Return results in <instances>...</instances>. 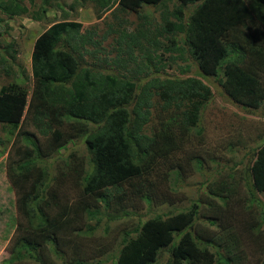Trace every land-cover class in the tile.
Listing matches in <instances>:
<instances>
[{
  "label": "trees",
  "instance_id": "obj_1",
  "mask_svg": "<svg viewBox=\"0 0 264 264\" xmlns=\"http://www.w3.org/2000/svg\"><path fill=\"white\" fill-rule=\"evenodd\" d=\"M24 1L0 0V13L25 16ZM42 1L45 14L57 0ZM76 1L93 4L99 18L111 12L105 32L65 14L35 41L33 90L12 83L0 91V125L9 128L0 155L11 154L7 194L16 207L11 257L1 264H54L51 253L91 264L114 250L98 245L103 221L109 233L132 216L138 224L118 231L117 264H159L166 253L165 264H264V141L244 177L205 181L207 192L187 210L138 214L183 201L189 168L158 158L193 133L205 141L200 112L213 99L206 82L264 123V0ZM19 54L16 42L0 49V73L14 78ZM187 55L199 67L194 75L179 64ZM2 217L0 210V232Z\"/></svg>",
  "mask_w": 264,
  "mask_h": 264
},
{
  "label": "rangeland",
  "instance_id": "obj_2",
  "mask_svg": "<svg viewBox=\"0 0 264 264\" xmlns=\"http://www.w3.org/2000/svg\"><path fill=\"white\" fill-rule=\"evenodd\" d=\"M36 3L33 5L29 2V0H25L24 4L30 8V11L27 15L17 17L14 19L8 18L6 15H2L0 13V49H3L6 45L16 42L17 49L20 51L18 55V60L15 63V74L14 78H8L4 74L0 73V91L5 84L19 83L23 86H27L29 90H33L34 87V79L32 78V63H31V55L33 52L34 44L36 39L47 31L54 23L62 21L64 19V15L67 14V18L71 21H76L82 23L86 29H93L98 32V35L101 36L105 30L107 29V24L111 21L112 15L111 12L103 14L101 18H99L97 11L93 4L87 3V5L80 6L77 5L76 0H57L54 3L47 7V11H42L43 1L36 0ZM77 6V7H74ZM194 7H189L187 9V17L191 14ZM146 13H151V16L154 18H160V12L155 11L153 9L145 10ZM39 16V19H36L34 16ZM35 18V19H34ZM130 23L132 24L130 29H135V21L137 20L134 14L128 15ZM133 22V23H132ZM182 40V39H181ZM112 40L110 39V42ZM109 42V41H108ZM108 42L104 43V45L108 44ZM182 43V42H181ZM111 47H109L110 49ZM181 66H191L193 69L192 75L197 73V66L194 61L179 63ZM173 70L170 69L169 73L172 74ZM216 122L221 121V123L225 125H232L231 129L234 127V132L237 135H242L243 139L240 144H236L234 149L231 151L230 149L225 148L224 151L219 155L220 164L210 165V173L211 175H215L210 180H215L222 175L232 174L236 178L244 177L245 169L249 163V153L253 150L257 149L263 143V140L259 139V136L264 132V123L260 118V114L258 115H250L247 113L243 114L241 111H237L239 115L234 117L233 114L236 113V109L231 106L228 102L223 100H217L216 102ZM245 116V117H244ZM260 134V135H259ZM259 135V136H258ZM9 136V128L3 127L0 125V137L5 139ZM213 141L212 144L215 145V134L211 133ZM12 141H15L14 138L10 137ZM72 144L70 145L71 149ZM3 152V149L0 148V154ZM81 154L84 155L86 153V147H82L80 150ZM71 153V152H69ZM69 153L67 156H69ZM11 156L6 151L4 155H0V210L3 212L2 221L6 222L5 230L4 225H2V230L0 232V264L3 260L8 259L11 255L7 252V248L10 246V241L14 236L16 222L13 223L11 220V215L14 213L15 208V197L14 200H11V197L7 194V190L9 184L7 183V173L6 168L8 165V158ZM57 160L54 163H50L51 174L52 176H56L57 169L56 164ZM50 179V178H49ZM52 179V178H51ZM50 179V180H51ZM206 177L200 174H196L190 177L185 181L186 188H179L178 192L180 196L183 195V201L175 204L174 206H163V207H154L152 210L146 209L144 207L138 214L144 216L145 219L151 217V213L156 214L158 211H162L164 213H178L184 210H187L192 206L193 201L199 199L201 195L207 192V188L204 187ZM260 199L264 202V194H260ZM14 203V204H12ZM257 212H260L259 208H257ZM132 219H127V221H118L116 223H112L111 230L109 233L104 232L105 221L99 227V230L96 234V239L98 240V245L102 244L105 248L110 247L111 244L114 245V250L112 253L106 254L105 256L97 257L96 259L91 261V264H116L118 258L119 251V243H117V239H121L120 233L118 232L123 228L121 224H129L130 226L133 224H138L139 220L135 216L130 217ZM12 221V227L7 226V222ZM10 222V221H9ZM93 225L95 223L93 222ZM11 233H8V231ZM3 233V234H2ZM51 259L54 264H68L60 259L59 255L55 253L50 254ZM169 260V254H164L163 258L159 261V264H165Z\"/></svg>",
  "mask_w": 264,
  "mask_h": 264
},
{
  "label": "clouds",
  "instance_id": "obj_3",
  "mask_svg": "<svg viewBox=\"0 0 264 264\" xmlns=\"http://www.w3.org/2000/svg\"><path fill=\"white\" fill-rule=\"evenodd\" d=\"M153 10H155V9H153ZM187 61L189 62V61H194V60L190 56L187 55ZM194 62L197 63L196 61H194ZM31 63H32V55H31ZM196 66H197V71H198L199 67L197 64H196ZM206 83H208L207 84L208 87L211 88V90H212L213 99L208 104L207 108L200 112L199 120L201 122L200 125H201V129H202L203 140H205V141L203 142L201 140V138H200V140H197L195 137V133H193L190 137L184 138V140L182 142H185V144H179L180 146L174 148L173 152L171 154H168V156L158 158V162H161V163H166L168 160H170L173 164L181 165L183 167V169L185 167L189 168L186 170V172L182 173V175H181L182 176L181 181L184 183V186L179 187L181 189L186 188L185 181L188 180L190 177L196 175V174H200V175L205 176L206 177L205 181H208L211 178H213L215 175H211V173L209 171V170H211L210 165L220 164L221 161L219 162V160H220L219 155L224 151V149L227 148V149H230L232 151L234 149V147L236 146V144L241 145V141L243 139L242 135H237L234 132V130H233L234 127H233V129H231L232 125H225V124L221 123V121L216 122V116H217L216 102H217V100L226 101L225 100L226 96L223 93V91L221 89H219L218 85L213 86L209 82H206ZM230 105L236 109V113L233 114L234 117L237 118V116H242V115H239L237 113V111H241L240 109H238L237 107H235L232 104H230ZM241 112L243 114L247 113L248 116L254 115L253 113H249L247 111H241ZM211 133L215 134V136H214L215 140H216L214 143L215 145L212 144L213 138H212V136H210ZM226 137L230 139L229 142H231L232 144H229V142H226L225 140H223ZM200 141H202V142H200ZM0 148H1V150L3 149V151H5V148L1 144H0ZM255 150H257V149H255ZM7 152L11 156L10 152L9 151H7ZM192 152L194 153L193 157L191 156ZM250 153H249L248 165L250 164ZM188 158H190V161H188ZM200 164L203 166L202 169H198V166ZM247 168H248V166L246 167V171H247ZM185 174H187V176H188L187 179H185L183 177V175H185ZM226 176H231V174H228ZM240 178L241 177H239V178L235 177V179H240ZM7 183L9 184V187H10L11 186L10 183L8 181H7ZM12 240H13V238H12ZM10 244H11V241H10ZM7 252L9 253L8 248H7ZM117 262H118V258H117L116 264H117Z\"/></svg>",
  "mask_w": 264,
  "mask_h": 264
}]
</instances>
